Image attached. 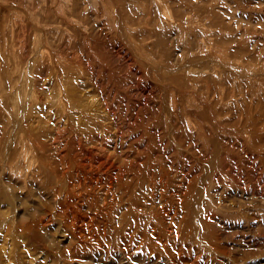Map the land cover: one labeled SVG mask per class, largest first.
I'll return each mask as SVG.
<instances>
[{"label":"rangeland","instance_id":"rangeland-1","mask_svg":"<svg viewBox=\"0 0 264 264\" xmlns=\"http://www.w3.org/2000/svg\"><path fill=\"white\" fill-rule=\"evenodd\" d=\"M0 264H264V0H0Z\"/></svg>","mask_w":264,"mask_h":264},{"label":"bare ground","instance_id":"bare-ground-1","mask_svg":"<svg viewBox=\"0 0 264 264\" xmlns=\"http://www.w3.org/2000/svg\"><path fill=\"white\" fill-rule=\"evenodd\" d=\"M118 55V54H117ZM12 75V74H11ZM3 81V80H2ZM5 81V80H4ZM45 81V80H44ZM42 82V81H41ZM6 83V82H5ZM42 84V83H41ZM18 87V86H17ZM16 87V88H17ZM8 88H10V87H8ZM34 89V88H33ZM19 90V89H18ZM36 91V90H35ZM19 92V91H18ZM29 97H30V95H29ZM24 103H25V101H24ZM18 106V105H17ZM19 108V107H18ZM18 111H19V109H17ZM17 111V112H18ZM19 114H20V112H19ZM94 118H96V117H94ZM19 119V118H18ZM18 121V120H17ZM16 124V123H15ZM101 126H103V125H101ZM58 141V140H57ZM93 141H95V140H93ZM70 142V141H69ZM80 142V141H79ZM82 142V141H81ZM85 142V141H84ZM103 143V142H102ZM89 144V143H88ZM101 144V143H100ZM92 146V145H91ZM87 155V154H86ZM105 155V154H104ZM107 155V154H106ZM87 157V156H86ZM105 158V157H104ZM59 159V158H58ZM103 160H105V159H103ZM112 160V159H111ZM86 161V160H85ZM83 162V161H82ZM81 162V163H82ZM84 164V163H83ZM98 164V163H97ZM107 164V163H106ZM110 163H108V165H109ZM108 165H106L107 167H108ZM115 165V164H114ZM95 166H97V165H95ZM107 167H105L104 166V168H107ZM87 168V167H86ZM115 168V167H114ZM88 169V168H87ZM109 170V169H108ZM107 170V171H108ZM102 171H104V170H102ZM54 173V172H53ZM77 173V172H76ZM119 177V176H118ZM83 178V177H82ZM115 178V177H114ZM97 180V179H96ZM159 182V181H158ZM79 183V182H78ZM111 185V184H110ZM160 194V193H159ZM128 195V194H127ZM67 198H68V196H67ZM158 199V198H157ZM124 200V199H123ZM160 206H162V205H160ZM82 208V207H81ZM109 208V207H108ZM163 208V207H162ZM110 209H112V208H110ZM163 212V211H162ZM165 213V212H164ZM88 218H89V216H88ZM170 218V217H169ZM79 220H81V219H79ZM88 220V219H87ZM95 221V220H94ZM80 223V222H79ZM86 223V222H85ZM103 223V222H102ZM87 224V223H86ZM134 224V223H133ZM102 225H104V224H102ZM82 227V226H81ZM113 229V228H112ZM177 236V235H176ZM156 241V240H155Z\"/></svg>","mask_w":264,"mask_h":264}]
</instances>
